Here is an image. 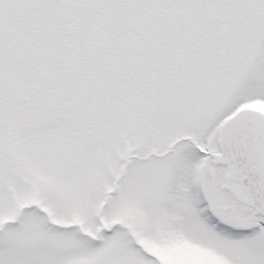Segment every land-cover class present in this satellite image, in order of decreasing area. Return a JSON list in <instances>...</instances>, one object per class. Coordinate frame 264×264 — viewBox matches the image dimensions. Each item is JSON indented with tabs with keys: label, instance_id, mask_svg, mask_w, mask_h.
Masks as SVG:
<instances>
[{
	"label": "snow or ice",
	"instance_id": "1",
	"mask_svg": "<svg viewBox=\"0 0 264 264\" xmlns=\"http://www.w3.org/2000/svg\"><path fill=\"white\" fill-rule=\"evenodd\" d=\"M0 264H264V0H0Z\"/></svg>",
	"mask_w": 264,
	"mask_h": 264
}]
</instances>
